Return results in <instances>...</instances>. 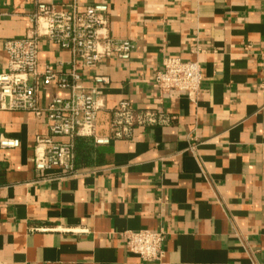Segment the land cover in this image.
<instances>
[{
    "label": "crops",
    "instance_id": "crops-1",
    "mask_svg": "<svg viewBox=\"0 0 264 264\" xmlns=\"http://www.w3.org/2000/svg\"><path fill=\"white\" fill-rule=\"evenodd\" d=\"M39 1L107 5L108 38L133 45L126 61L112 55L81 70L84 91L102 92L98 136L123 100L172 119L108 145L76 138L78 172L68 176L34 170L43 120L0 111V134L20 142L0 150V264H264V0ZM34 2L0 0V41L28 33ZM168 57L200 63L195 97L159 92L154 74ZM68 59L41 40L40 69L65 71ZM5 64L0 48V71ZM68 96L48 87L39 101ZM144 229L164 231L161 261L126 250L122 233Z\"/></svg>",
    "mask_w": 264,
    "mask_h": 264
},
{
    "label": "built area",
    "instance_id": "built-area-1",
    "mask_svg": "<svg viewBox=\"0 0 264 264\" xmlns=\"http://www.w3.org/2000/svg\"><path fill=\"white\" fill-rule=\"evenodd\" d=\"M107 9V5L95 4L79 11L75 3L63 9L35 0L33 7L23 15L29 24L28 33L0 41L6 59L5 69L0 71V111L30 112L36 119L43 120L47 128L46 134L34 139L33 167L37 172L58 169L68 176L77 174L76 138H91L95 145H108L112 140L130 139L136 127L168 125L172 119L163 111H135L123 100L110 111L108 135H97L102 92L96 87L84 91L81 70L95 68L101 59L112 55L126 61L133 50L130 41L115 42L108 38ZM7 15L0 12V21ZM43 39L68 52V61L60 63L65 71L48 64L39 68V45ZM93 80L96 84L107 82L102 76H95ZM153 81L160 93L175 91L195 97L202 81L200 63L164 58ZM48 87L68 90L69 96L53 97L42 106L39 95ZM59 137L68 141L61 142ZM19 145L17 138L0 134V150L15 149ZM122 237L128 252L144 261H161L163 230L125 231Z\"/></svg>",
    "mask_w": 264,
    "mask_h": 264
},
{
    "label": "trees",
    "instance_id": "trees-1",
    "mask_svg": "<svg viewBox=\"0 0 264 264\" xmlns=\"http://www.w3.org/2000/svg\"><path fill=\"white\" fill-rule=\"evenodd\" d=\"M76 145H77V143H76V144H74V147H75L74 149H75V150H76Z\"/></svg>",
    "mask_w": 264,
    "mask_h": 264
}]
</instances>
